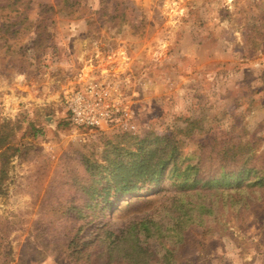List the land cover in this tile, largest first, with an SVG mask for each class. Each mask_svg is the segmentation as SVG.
<instances>
[{"label":"rangeland","instance_id":"1","mask_svg":"<svg viewBox=\"0 0 264 264\" xmlns=\"http://www.w3.org/2000/svg\"><path fill=\"white\" fill-rule=\"evenodd\" d=\"M91 75L134 131L69 123ZM0 264H264V0H0Z\"/></svg>","mask_w":264,"mask_h":264},{"label":"built area","instance_id":"2","mask_svg":"<svg viewBox=\"0 0 264 264\" xmlns=\"http://www.w3.org/2000/svg\"><path fill=\"white\" fill-rule=\"evenodd\" d=\"M69 123L78 130L95 131L116 126L134 131L136 124L130 106L113 97L109 84L94 75L68 91L63 100Z\"/></svg>","mask_w":264,"mask_h":264},{"label":"trees","instance_id":"3","mask_svg":"<svg viewBox=\"0 0 264 264\" xmlns=\"http://www.w3.org/2000/svg\"><path fill=\"white\" fill-rule=\"evenodd\" d=\"M165 162L166 161H164V158L162 157L159 158V161L158 159L143 157L140 161L134 164L133 167L135 172H132L131 176L129 175V172L126 171L125 174L118 179V183L120 184L119 186L122 187L116 190H121V194H124L131 192L134 189H140L141 186L145 184H151L156 180V175L161 170L160 167L164 165ZM139 183L140 185H137Z\"/></svg>","mask_w":264,"mask_h":264}]
</instances>
